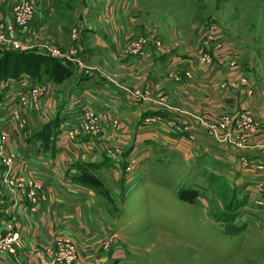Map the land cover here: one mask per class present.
<instances>
[{
	"label": "rangeland",
	"instance_id": "obj_1",
	"mask_svg": "<svg viewBox=\"0 0 264 264\" xmlns=\"http://www.w3.org/2000/svg\"><path fill=\"white\" fill-rule=\"evenodd\" d=\"M18 1L0 0V35L10 30L0 40V57L32 52L71 62L73 72L61 83L46 76L34 81L28 72L0 79L9 113L19 102L11 90H39L19 103L13 128L4 133L0 264L34 258L37 264H94L103 258L109 264H264V225L255 223H264V0H30V14H18ZM30 60L20 64L31 69L36 61ZM201 64L215 65L218 81L195 70ZM97 75L152 109L150 114L129 118L127 127L121 112L109 118L108 103L122 106L121 96L111 87L85 85ZM54 96L82 107L61 124L58 137L68 145V155L59 152L61 176L96 158L120 164L115 185H87L92 220L102 214L108 221L97 233L80 226L84 214L90 225L85 209H58L52 184L19 171L17 159L4 162L14 150L11 141L39 133L55 118L47 102ZM162 108L188 119L156 113ZM36 117L48 120L38 125ZM155 124L164 144L154 142L146 155L140 134ZM196 125L223 150L197 153ZM189 190L198 191L194 202L181 196ZM27 219L51 222L54 237L34 245L23 225ZM114 228L126 238L114 236ZM78 233L87 238L84 245Z\"/></svg>",
	"mask_w": 264,
	"mask_h": 264
},
{
	"label": "crops",
	"instance_id": "obj_2",
	"mask_svg": "<svg viewBox=\"0 0 264 264\" xmlns=\"http://www.w3.org/2000/svg\"><path fill=\"white\" fill-rule=\"evenodd\" d=\"M196 67L197 68L195 70L201 71L202 73L207 75L209 78H211L212 81L214 80L218 81V79H215V77L218 76L217 71H216L217 68L215 65L208 66L205 64H201ZM205 75H199V76H205ZM84 81H86L85 85L94 83L97 86H101L99 88L101 91L103 90V88L111 87L112 88L111 90L113 92H116L117 94L121 96L120 102L122 106L118 104V106L116 107L115 103L113 104L110 102L108 103L107 101H104V100H103V103H108V105L112 107V108L107 107L108 109L106 108L108 110L107 112L109 115L107 114V116L109 118L116 116V113H115L116 111L117 114L121 112L120 114L123 116V118L128 119L124 121V123L126 124V127H127V124H129L128 123L129 118L131 119L130 122L141 120L142 118L141 116L143 114H150L147 111L152 110V109L150 110L149 107H146L142 105L141 103L136 102L124 90L116 87L111 82L103 80L98 75L95 77L89 78L87 80H84ZM60 86L61 85L59 84V87ZM0 88H1V83H0ZM1 91L2 90L0 89V96H1L0 126H3L7 131H10V129L13 128L14 123L12 122V119L10 117L9 108L6 107V105L3 103ZM11 91L14 93L20 92V90H11ZM101 94L105 95L106 98H111V96H107L105 93H101ZM257 96H259V93L257 94ZM66 97L67 96H64L63 98H57L54 96V98H52L50 101H47L48 106H50L49 111L50 113H53L54 117H56L57 114L60 112V116L64 120H67L69 116L70 117L75 116L76 114L75 117H77L78 114L81 113L80 111L82 109L81 105L78 104V105H75L74 107L72 105L73 101L71 100V98L65 99ZM115 97L117 99V97L119 96H115ZM58 103L61 104L59 107L57 106ZM118 107L120 108V111H118ZM155 110H158L157 112L155 111L156 113L164 112L166 113V115L178 118L181 121L184 119L185 120L188 119L185 116H182V114H176L164 108L155 109ZM37 118L38 117L34 118V122H36L38 125L48 120V119H41V118L37 119ZM34 124L35 123H33V125ZM157 127L159 128L160 126L158 124H155L151 126V130L149 132H143L141 134L139 133L140 137L144 138L142 139V142H146L147 144L144 147L146 149V155H149V149H151L150 147H152V144H156V143L161 144V145L164 144V141H163L164 133L160 130H157ZM195 129H197L196 130L197 142L194 144V146H195V150L197 151V153L200 150L215 152L213 147L220 148L221 151L223 150L222 149L223 146L216 145L214 142L209 141L207 137L203 136L201 134V129L198 125L195 126ZM122 130L125 132L127 129H125L124 127ZM125 134H127V132ZM27 137H24V139L18 143L14 141L13 142L11 141L10 143L12 148L18 154V164H17L18 170L21 171L24 169L26 172L34 175V177H36L38 180H42L46 184H49V183L52 184L53 186H49V187L54 189L53 191L54 198L56 199L55 203L58 209H61L62 211L66 213H75L82 208L85 209L90 217V221L88 222L90 223V225L87 226L84 224V221H87V214H84L80 222L78 221L80 226H82L83 229L91 233L99 232V230L102 229L107 224L108 221L106 218L102 216V214L101 215L99 214L100 219L98 222H95L96 221L95 219L92 220L91 216L93 215V213H95V210H94L95 208H93L90 205V203L92 202L91 200L93 199L91 188L88 187L87 185L84 186L81 184L74 183L72 181V176H73L72 174L75 175L74 170H71V172L67 175V177L61 176V173H64L63 169L60 168V162L62 163L63 159H60L59 154L61 153L59 152H62L63 155L64 154L68 155V149H67L68 145H66L65 141H61L62 136L58 137L56 143L54 144V147L51 146V148H53L54 150H50V147L49 149L45 148L44 146H42L40 142H34L33 140H30V138H32V134H29V136ZM148 140H151V142L149 143ZM141 147L142 146H140V149L136 148L133 152L135 153L136 150L142 151V149L144 148H141ZM103 161L101 160V158H96L88 164L96 165L95 168L91 166L90 169L92 173L97 175L105 184L107 183L108 185H110L112 183L115 185V183H118V180H119V176H117V174H120V170L118 167L120 166V164L117 165L115 162H112L111 160H106V162H103ZM145 163L141 164V166H144ZM138 172L142 173L143 171H138ZM260 176L264 178L263 173ZM239 177L243 178L242 176H239ZM247 181L248 179L244 178L241 184L242 183L246 184ZM89 196H91V198ZM247 208H250V206H247ZM255 211L257 212V210ZM252 213L254 212L252 211ZM255 223L258 226L264 225V223L260 224L259 221L257 222L255 221ZM23 225H24V228L26 229V235L28 239L34 245H38L39 242H42L45 239L51 240L54 237L52 234L53 233L52 231L53 230L56 231L55 225H52L51 222L48 223L44 220H38V222H31L30 220L27 219L23 222ZM114 226L117 229V226L116 225ZM116 229H115L116 234H114V236L126 238V236L123 235L121 230L116 231ZM261 230L264 231V227ZM77 239L79 240V243H78L79 245L81 244L84 245L86 243L87 238H84L82 237V235L79 234V236H77ZM88 239L90 240V237H88ZM28 263L30 262H25V264H28ZM30 264H37V262L35 261V258L32 260ZM94 264H109V263L107 262V260H105V258H103L100 261H95Z\"/></svg>",
	"mask_w": 264,
	"mask_h": 264
},
{
	"label": "trees",
	"instance_id": "obj_3",
	"mask_svg": "<svg viewBox=\"0 0 264 264\" xmlns=\"http://www.w3.org/2000/svg\"><path fill=\"white\" fill-rule=\"evenodd\" d=\"M25 58L36 61L37 65L34 63L35 65L31 69L28 68V66L21 65L20 61ZM54 59L37 55L32 52L6 51L3 56L0 57V79H17L21 73L28 72L34 81H40L44 76H46L48 80L61 83L71 74V72H73V65L71 62L63 63L58 59ZM46 60H49L50 63H54L51 65H45L43 64V61ZM16 63H18V65ZM63 121L64 119L60 116L59 112L52 121L43 126L39 133L33 134L30 140L40 142L45 148L49 149L50 147V150H54L51 146L54 147V144L58 139V135L62 132L61 124ZM80 165L82 166H80V168L78 167L77 172L75 173L76 181L88 186L105 189V183L97 175L92 173L90 169L91 166L95 168L96 165L88 163ZM106 191L107 190H105V192ZM181 196L184 199L194 202L198 197V191L189 190L185 193H181Z\"/></svg>",
	"mask_w": 264,
	"mask_h": 264
},
{
	"label": "built area",
	"instance_id": "obj_4",
	"mask_svg": "<svg viewBox=\"0 0 264 264\" xmlns=\"http://www.w3.org/2000/svg\"><path fill=\"white\" fill-rule=\"evenodd\" d=\"M16 5H17L16 10H19L18 14L20 13L30 14L33 10V3L30 0H19ZM9 31H10L9 27L7 26V30L1 33L0 40L5 39L7 37L6 35L9 34ZM8 39H10V36H8ZM20 82L25 86H27L29 83V81L26 78H22ZM37 87L38 85L29 86L27 89V92L24 94L23 93H13L12 94L15 97V99L19 97V102L17 103V106L15 105L14 109L12 107V111L10 113L11 119H14L15 121V117H18V113H19L18 106L20 102L26 101L27 97H29L30 95L36 96V94L39 91ZM3 103L5 104L6 102H3ZM6 131L7 130L3 126H0V154H3L4 152L5 139H6V137L4 136L5 135L4 133H7ZM15 159L18 160V154L15 150H13L12 154L9 156L4 155V162L9 165H11ZM128 169H131V167H129Z\"/></svg>",
	"mask_w": 264,
	"mask_h": 264
}]
</instances>
